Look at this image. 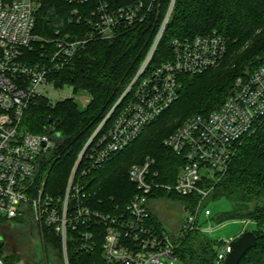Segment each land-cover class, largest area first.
<instances>
[{
  "label": "built area",
  "instance_id": "1",
  "mask_svg": "<svg viewBox=\"0 0 264 264\" xmlns=\"http://www.w3.org/2000/svg\"><path fill=\"white\" fill-rule=\"evenodd\" d=\"M42 2L0 0V227L27 221L42 233L50 229L60 238L65 264H70L69 242L77 243L79 252L95 251L100 235L94 231L96 226L104 228L102 256L108 264H165L164 259L174 260L176 247L170 236L158 233L150 224V195L162 187L183 197L198 196L195 208H183L182 235L200 229L201 218L211 216L205 202L214 186L226 175L241 143L264 119V66L239 78L220 109L188 118L164 141L184 161L176 184H157L156 162L148 157L129 171L138 193L126 210H93L87 175L138 139L147 126L175 103L181 76L198 75L218 67L227 54V41L216 32L174 39L172 58L160 65L153 64L173 11V0L136 77L107 117L119 109L114 121L104 134L100 133L105 122L90 137L73 167L66 190L53 195L45 189L44 167L65 138L54 125L44 134L30 132L24 125L26 112L38 98L56 103L50 94L61 89L50 77L69 65L87 42L113 39L121 28L142 22L144 3L111 10L100 0L98 9L87 19L93 29L86 38L67 35L46 40L34 34L36 12ZM70 89L72 95L65 99L89 104L88 94L76 95ZM82 227L86 230L82 231ZM230 245L231 241H224L217 264L225 262ZM0 264H6L2 256Z\"/></svg>",
  "mask_w": 264,
  "mask_h": 264
},
{
  "label": "trees",
  "instance_id": "2",
  "mask_svg": "<svg viewBox=\"0 0 264 264\" xmlns=\"http://www.w3.org/2000/svg\"><path fill=\"white\" fill-rule=\"evenodd\" d=\"M101 1L111 10L143 2L144 20L121 28L113 39L96 38L87 42L69 65L50 77L57 88L69 87L76 95L88 94L91 97L88 105L84 106L73 98L56 103L38 98L29 107L24 119V125L34 134L47 133L48 127L54 125L55 130L65 138L44 167H47L45 189L53 195L66 190L73 167L90 137L105 122L100 133L104 134L114 121L119 109L110 118L107 117L136 77L173 0ZM99 5L100 0L87 3L43 0L36 12L34 34L46 40L67 35L84 39L93 29L87 19ZM214 32L227 41V54L220 65L202 74L181 76L182 85L175 103L147 126L138 139L113 155L102 168L87 175V179L95 176L87 188L92 193L90 206L93 210L104 213L126 210L130 200L138 193L137 187L130 181L129 171L148 157L156 162L154 172L158 174L157 184H176L184 161L164 141L188 118L208 115L220 109L239 78L248 77L264 66V0H175L152 63L160 65L172 58L174 39ZM82 167L83 164L78 174ZM223 198L232 203V209L213 218L218 225L232 220L251 221L256 225L252 232L257 237V247L249 250L239 264H264V119L257 130L241 143L226 175L214 186L205 206ZM163 200L179 202L183 208L193 209L200 198L183 197L162 187L150 195V224L158 233L170 236L176 247L174 259L184 264H217L224 241L209 238L203 231L205 222H200V229L183 235V222L176 235L168 232L152 207L154 202ZM25 227L26 236L27 225ZM85 230L82 227V231ZM45 231L46 252L50 248L61 256L60 238L48 228ZM94 231L100 235L93 253L79 252L77 243H68L70 264H108L102 256L104 228L96 226ZM10 233L17 238L12 230ZM2 247L0 241V253Z\"/></svg>",
  "mask_w": 264,
  "mask_h": 264
},
{
  "label": "rangeland",
  "instance_id": "3",
  "mask_svg": "<svg viewBox=\"0 0 264 264\" xmlns=\"http://www.w3.org/2000/svg\"><path fill=\"white\" fill-rule=\"evenodd\" d=\"M70 95H72V90L69 87H65L61 90L52 91L50 97L53 102H57L62 101ZM84 95L87 96V94ZM78 101L82 103L80 100ZM94 178V175L88 178L87 183H91ZM152 207L154 213L160 216L167 231L176 235L184 220L182 204L163 200L154 202ZM207 208L211 211L212 215L209 218L203 216L201 218V223L205 222L203 224V231L214 241L232 242L244 231H252L256 226L254 222L246 220H232L218 225L213 218L227 213L232 209V203L225 198L211 201ZM26 225L28 235L25 236ZM210 227H212L211 230H209ZM11 230L15 233L16 239L12 237L10 233ZM45 234L46 231L42 233L40 229L32 228L27 221H21L20 224L8 223L0 227V239L3 243L0 256L5 259L6 264H65L62 243L61 256L55 254L50 248H48L49 251L46 252L44 244ZM163 261L165 264H184L177 259H164Z\"/></svg>",
  "mask_w": 264,
  "mask_h": 264
},
{
  "label": "water",
  "instance_id": "4",
  "mask_svg": "<svg viewBox=\"0 0 264 264\" xmlns=\"http://www.w3.org/2000/svg\"><path fill=\"white\" fill-rule=\"evenodd\" d=\"M255 247H257L256 235L252 231L244 232L231 242L230 252L223 264H239L247 252Z\"/></svg>",
  "mask_w": 264,
  "mask_h": 264
}]
</instances>
